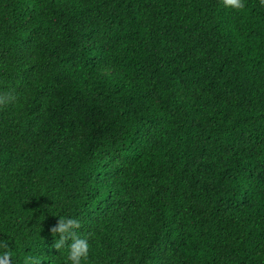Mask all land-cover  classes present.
Segmentation results:
<instances>
[{"label": "trees", "instance_id": "trees-1", "mask_svg": "<svg viewBox=\"0 0 264 264\" xmlns=\"http://www.w3.org/2000/svg\"><path fill=\"white\" fill-rule=\"evenodd\" d=\"M0 0V240L62 264H264V6ZM18 241V246H17Z\"/></svg>", "mask_w": 264, "mask_h": 264}, {"label": "clouds", "instance_id": "clouds-1", "mask_svg": "<svg viewBox=\"0 0 264 264\" xmlns=\"http://www.w3.org/2000/svg\"><path fill=\"white\" fill-rule=\"evenodd\" d=\"M264 6V0H260ZM224 9L241 12L245 9V0H221ZM11 97L0 96V104H7ZM81 227L80 222L71 217L59 216L57 226L50 230L54 243L52 247L60 253L67 245V255L63 258L62 264H87L90 245L87 239L77 234ZM18 246V241H17ZM16 255L15 248L6 240H0V264H14L13 257ZM22 264H42L44 257L36 255H25Z\"/></svg>", "mask_w": 264, "mask_h": 264}]
</instances>
